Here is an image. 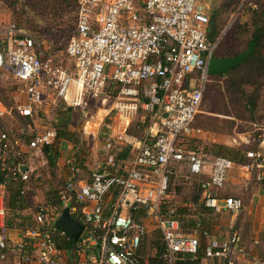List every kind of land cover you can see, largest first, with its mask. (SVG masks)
<instances>
[{
	"label": "built area",
	"instance_id": "built-area-1",
	"mask_svg": "<svg viewBox=\"0 0 264 264\" xmlns=\"http://www.w3.org/2000/svg\"><path fill=\"white\" fill-rule=\"evenodd\" d=\"M212 1L77 0L74 30L63 51L67 64L14 22L0 23V74L9 73L18 85L10 106L0 101V251L15 248L13 264H142L141 243L149 239L150 226L161 235L167 264L184 256L197 260L199 236L183 233L167 202L175 163L185 165L190 177L208 174L199 182L205 207L233 215L243 209L242 199L220 195L233 163L224 157L209 162L184 146L200 133L193 123L210 83L208 63L216 50L207 36ZM111 85L117 90L114 110L128 126L139 111L149 116L143 141L129 161H117L125 129L113 136L106 125L111 133L102 147L103 167L87 181L68 182L58 194L60 204L37 206V227L20 230L21 240L13 243L5 236L7 184H26L33 159L44 158L43 150L56 142L58 110L82 108L87 96H105ZM48 98L56 111L46 125L42 107ZM259 131L264 144V127ZM95 132L84 128L93 138ZM247 155L259 158L257 179L263 181L264 156ZM65 208L84 226L75 256L54 241ZM133 210L143 212L139 220ZM64 235L58 234L68 239ZM246 243L238 230L210 236L201 263L264 264L259 239ZM7 258L0 253L3 262Z\"/></svg>",
	"mask_w": 264,
	"mask_h": 264
},
{
	"label": "rangeland",
	"instance_id": "rangeland-1",
	"mask_svg": "<svg viewBox=\"0 0 264 264\" xmlns=\"http://www.w3.org/2000/svg\"><path fill=\"white\" fill-rule=\"evenodd\" d=\"M56 1L61 2V0ZM25 3L26 0H0V23L11 21L23 26L27 15L21 18L19 13ZM56 4V2H50L49 9H52ZM210 6V20L214 22L217 31L216 56L237 53V51L241 53L247 50L248 42L255 30L253 23L259 24L258 17L264 13V0H237V2L236 0H213ZM58 7L54 9H58ZM71 11L64 9L61 18H58L57 14L55 17L48 15V22L50 20L48 32L50 33L45 34L41 40L36 39L41 47L55 52L65 64L69 63L63 53L65 41L72 34L75 25L74 15ZM232 27H235L234 30ZM254 80L258 83L257 86L242 87V89L245 88L244 96L238 93L234 94L226 86H223V79L210 77L202 105L193 123L195 128L202 131L198 137L201 143L205 142L208 146L218 142V139H224L232 147L247 153L260 152L261 156H264V151L259 146V130L264 127V71L261 77L255 76ZM15 86L17 88L18 85L9 73L0 74V101L5 106L8 103L12 104ZM254 89L258 92L255 93L253 104H250L247 96ZM114 91L113 88H110L108 94L99 98L88 99L87 96L85 106L70 109L71 121L68 130L75 134L74 138H79L77 146L62 140L56 142L54 165L48 164L45 156L33 159V173L24 192V201L28 208L22 212L23 216L33 215L37 206L48 202L47 197L51 199L57 197L59 202L58 194L65 188L70 178L77 181L76 184L84 182L92 172L103 167L102 147L109 134L106 125L114 127L116 132H121L125 124V120L117 116V112L114 110L115 102H117V95L113 93ZM16 98L22 100L19 96ZM56 100L58 103L60 102L59 98ZM46 101L47 104L42 109H45L44 112L47 114L44 116L47 118L45 121L47 125L54 116L56 108L52 103L53 100L48 98ZM69 113L60 114L59 118H66ZM143 119L144 117L139 111L137 115L130 118L129 127L132 128L136 122ZM11 123L15 126L19 125L17 122L4 120L6 125ZM86 126L87 131L97 130L96 138L84 133ZM194 147L197 155L204 157L207 161L212 160V156L204 151L200 144L195 143ZM254 161L249 159L245 166L239 165L241 168L246 167L244 169L233 168L236 175L230 179L228 177L227 183L220 193L222 197H226L225 193H228L232 194V197L242 199L243 209L237 215L221 212L207 218L212 222L210 229L213 236L226 237L232 231L238 230L244 236L247 245L254 239H259L261 247L257 252L259 257H264V180L257 179L259 169L255 167ZM71 162H74V165ZM203 179L205 176L190 177L185 165H179L175 169L172 167L167 193L168 200L176 208L188 207L190 208L189 212L195 211L196 208L194 209L192 200L199 194V182ZM199 202L202 203L201 198ZM6 217L12 219L13 223L19 222L17 214L14 212H7ZM188 218L190 217H186V219ZM153 230L155 229L150 226V233ZM0 264L6 263L0 259Z\"/></svg>",
	"mask_w": 264,
	"mask_h": 264
},
{
	"label": "trees",
	"instance_id": "trees-1",
	"mask_svg": "<svg viewBox=\"0 0 264 264\" xmlns=\"http://www.w3.org/2000/svg\"><path fill=\"white\" fill-rule=\"evenodd\" d=\"M50 2H56L57 4L54 7H52V9H49L50 5L48 4ZM57 5H60L63 9L60 6L58 7ZM55 7H58V9H54ZM64 9L68 11L72 10L71 12L74 15V22H75L77 0H66L65 2L63 0H61V2H57L56 0H26V3L22 6V10L20 11L19 15L21 18L27 15V20L24 22L23 26L15 22L14 23L19 28L23 29L26 33L29 32L27 34H29L35 41L41 40L45 34L50 33L48 32V29H49L48 26L50 25V20L48 22V19H47L48 15L55 17V15L57 14V17L61 18L62 13L64 12ZM58 18H55V19H58ZM258 22L259 24H257V22L253 23L255 30L247 46L248 47L247 49H251V53L239 65L230 69L228 73H226L225 75H210L211 78L223 79L224 80L223 86H226L227 89L232 91V93L234 94L238 93L239 95L242 94L245 96V88L242 89V87L243 86H257L256 84L258 83L255 82L254 80L255 76H257L258 78L261 77L264 71V54H263V51H264V13L259 15ZM234 28L235 27H232V30H234ZM207 36H208V41L210 43H215V40L217 39V31H216L215 24L212 20L209 21ZM68 38L66 39L65 42H67ZM238 54H240V51H237V53L235 52V53L226 54L223 56H216V52H214V56L218 58H229V57H234ZM110 88H113L115 90L113 93L117 94V90L113 85H111ZM257 92L258 90L254 89L253 92L247 96L248 97L247 100L250 104H253L254 99H255L254 97H256L255 93ZM9 105L10 104L8 103L7 106ZM67 112L69 113L70 109H67L66 112L58 110L55 114L54 118L56 122L54 125L57 129L56 142L62 140V141H65V142H68L70 144H74L75 146H77L79 144V138L77 139L74 138L75 134L68 130V127L71 121L70 113L66 118H62V119L59 118L60 114H63V113L68 114ZM149 124H150L149 116L144 113L143 122H138L134 124L133 128L130 127V129H128V132L134 133L135 135L143 134L144 129L147 128ZM200 141L201 140H198L195 137H193L191 139L186 140L184 142V146L186 147L187 150L195 153L196 149L194 147V144L198 143L200 144V146L203 148L204 151L208 152L212 156V160L216 157H224V158L229 159L233 163V167L234 165L245 166L247 162L249 161V159L255 160L254 163L257 162L259 159V158H249L247 156L248 154L247 152H244L243 150H240L234 147H229L226 145L215 144V143H211L207 146L205 142L201 143ZM55 143L52 146L46 147L43 150L46 160L48 161V164L50 165L55 164V155H56V148L54 146ZM124 156H125V153L120 154L119 158H117V161L120 160V158H123ZM71 164L74 165V162ZM179 165H183V164L175 163L172 165V167L173 169H175ZM170 177H171V174H170ZM30 179H31V176L28 182L30 181ZM68 182H72L76 184L77 181L70 178L67 181V183ZM26 184L23 185L19 182L10 181L6 186V200H5L6 210L8 213L10 212L16 213L17 218L19 220L18 223H13L12 219H7L8 217H6L5 228L7 230H10V231L13 229L26 230L29 228L37 227L36 224L34 223L32 214L25 215V216L22 215V212L28 208V206L25 204V201H24L25 200L24 194H21L22 190L25 191ZM198 188H199V194L196 197H194V199L192 200L193 207L194 209L196 208V210L193 212L192 211L189 212L190 208L188 207H184V208L177 207L176 208L175 206H173V204L169 200L167 201L168 206L174 209L173 218L179 221L183 233L197 234L201 241V246L199 250L200 254L198 255L197 260L191 261L189 259V256H184L185 261L179 262L178 264H201L202 248H203L204 242L208 237L213 236L211 234V229H210L212 226V222L209 221L207 217L217 215L216 214L217 212H215L213 209H210L204 206V203L202 200V191L200 187ZM56 198L51 199L47 197V201L54 203V204H57V203L60 204ZM200 198H201L202 203L199 202ZM130 214L135 220H139L142 217L143 212L133 210L130 212ZM186 217H190V218L186 219ZM73 219L77 220L75 217H73ZM59 233H60V230H56L55 235H54V241L56 243L57 248L61 250H70L74 254L75 250H77L79 242L74 243L73 240L69 238L67 235L66 236L64 235V238H68V239H62L58 236ZM204 233H206L207 235L204 236ZM148 237L149 239L148 238L144 239L141 243V250H140L141 263L142 264H167L163 258L165 249H164V244L162 242L161 235L159 234V232L157 230H153L149 234ZM147 243H148V247H147L148 249L146 248ZM8 249L9 248L3 251H0V253H6ZM208 264H212V263L209 262ZM214 264H217V263H214Z\"/></svg>",
	"mask_w": 264,
	"mask_h": 264
},
{
	"label": "crops",
	"instance_id": "crops-1",
	"mask_svg": "<svg viewBox=\"0 0 264 264\" xmlns=\"http://www.w3.org/2000/svg\"><path fill=\"white\" fill-rule=\"evenodd\" d=\"M143 117V116H142ZM144 120V119H143ZM143 120L142 121H138V122H143ZM150 121V120H149ZM138 122H136V123H138ZM127 122H125V124H124V126H123V128H122V131L121 132H116V130H115V128L113 127V136H115L116 134H118V133H122L123 131H124V129H125V133H126V135H125V137H126V140L122 143V144H120L119 145V147H118V149H117V153H116V155H117V158H119V155L120 154H124L125 153V156L123 157V158H120V160H123V161H129L132 157H133V153H134V151L139 147V145H140V143L143 141V138H144V135H145V132H146V129L147 128H145L144 129V131H143V134H140V135H135L134 133H130V132H128V129H130V127L126 124ZM135 123V124H136ZM151 123V122H150ZM150 125V124H149ZM148 125V126H149ZM194 126V125H193ZM138 127V126H137ZM133 128V127H132ZM108 129V128H107ZM198 129V128H197ZM200 130V129H199ZM108 132H109V134L111 133V131L108 129ZM202 133V131L200 130V133H198L197 135H195V138L196 139H198V137H199V135ZM109 134H108V136H109ZM142 135V136H141ZM220 137H223V138H225V139H227L226 137H224V136H220ZM219 137V138H220ZM261 141V140H260ZM215 144H222V145H226V146H229V147H232L231 146V144L228 142V141H226V140H224V139H221V140H219L218 139V142H216ZM259 146H260V148L261 149H263V151H264V144H262L261 142H259ZM235 148V147H234ZM238 149V148H237ZM253 153H255V152H253ZM102 154H103V159H104V153H103V151H102ZM256 155H260L261 156V154H260V152L259 153H255ZM250 158V157H249ZM238 167V169H244V167H239L238 165H234V167L233 168H237ZM208 172H209V168H208ZM231 172V173H230ZM229 172V174H228V177H229V179H230V177L232 178L233 177V175H236V173H235V170L233 169V170H231ZM259 172V171H258ZM207 175L208 174H206V176L205 177H207ZM204 177V176H203ZM228 177H227V180H228ZM227 180H226V183H227ZM221 193V192H220ZM225 194H227L226 196H232V194H228V193H225ZM234 197V196H233ZM20 230H16V229H13V230H5V236H6V238H8L10 241H12L13 243H17V242H19L20 240H21V234H20V232H19ZM241 233V232H240ZM241 235H242V233H241ZM242 237L244 238V236L242 235ZM8 258H7V260H6V264H13L14 263V261L18 258V253H17V251H16V249L15 248H9L8 249V251L6 252V253H4Z\"/></svg>",
	"mask_w": 264,
	"mask_h": 264
},
{
	"label": "water",
	"instance_id": "water-1",
	"mask_svg": "<svg viewBox=\"0 0 264 264\" xmlns=\"http://www.w3.org/2000/svg\"><path fill=\"white\" fill-rule=\"evenodd\" d=\"M250 53L251 49H247L234 57L218 58L213 56L208 63V73L210 75H225L230 69L239 65ZM55 227L71 238L74 243L79 241L84 230V226L71 217L68 208L62 211Z\"/></svg>",
	"mask_w": 264,
	"mask_h": 264
}]
</instances>
